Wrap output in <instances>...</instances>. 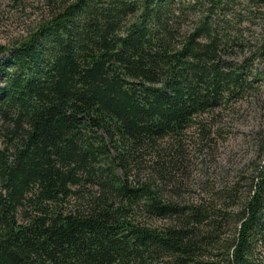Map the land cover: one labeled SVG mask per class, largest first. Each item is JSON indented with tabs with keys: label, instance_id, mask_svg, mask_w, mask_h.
<instances>
[{
	"label": "trees",
	"instance_id": "trees-1",
	"mask_svg": "<svg viewBox=\"0 0 264 264\" xmlns=\"http://www.w3.org/2000/svg\"><path fill=\"white\" fill-rule=\"evenodd\" d=\"M39 9L0 46V264H264V147L223 186L190 159L264 95V0Z\"/></svg>",
	"mask_w": 264,
	"mask_h": 264
},
{
	"label": "rangeland",
	"instance_id": "rangeland-1",
	"mask_svg": "<svg viewBox=\"0 0 264 264\" xmlns=\"http://www.w3.org/2000/svg\"><path fill=\"white\" fill-rule=\"evenodd\" d=\"M26 2L29 7L19 6L13 0H0V46L25 38L45 17L39 9L44 0ZM262 96L239 102L218 115L216 127L220 137L210 144L211 148L202 150L192 145L190 159L196 166L197 189L201 187L199 182L215 180L217 186H223L252 174L253 163L259 161L264 147Z\"/></svg>",
	"mask_w": 264,
	"mask_h": 264
}]
</instances>
